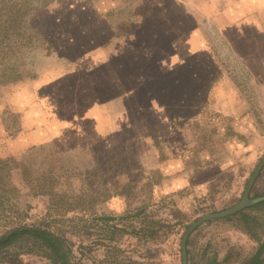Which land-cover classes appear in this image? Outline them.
Segmentation results:
<instances>
[{
  "label": "rangeland",
  "instance_id": "obj_1",
  "mask_svg": "<svg viewBox=\"0 0 264 264\" xmlns=\"http://www.w3.org/2000/svg\"><path fill=\"white\" fill-rule=\"evenodd\" d=\"M255 22L264 30L259 0H0V237L42 227L72 264H182L184 232L236 205L264 156ZM195 32L208 50L182 52ZM122 55L141 61L139 81L101 74ZM133 87L143 97L122 98ZM180 143L186 182L174 187L159 167ZM261 196L264 168L249 199ZM244 213L198 227L187 264H246L259 247L264 258V205ZM0 264L53 263L24 239Z\"/></svg>",
  "mask_w": 264,
  "mask_h": 264
},
{
  "label": "crops",
  "instance_id": "obj_2",
  "mask_svg": "<svg viewBox=\"0 0 264 264\" xmlns=\"http://www.w3.org/2000/svg\"><path fill=\"white\" fill-rule=\"evenodd\" d=\"M253 1V0H252ZM260 3H264V0H259ZM103 22V21H102ZM256 27V32L259 33V36H264V30L255 22V25ZM90 34H92V31H87L86 30V36H88ZM186 41L184 42V47H182V52H186L187 54H192L194 52H206L208 49L207 47H205V45L203 43H199L198 41V38L196 36V32L195 33H191L188 35V37H186L185 39ZM247 41V40H246ZM264 43V42H263ZM255 45V46H254ZM252 47H261L258 43L256 44L255 42H253L252 40V43H251V47H244L243 48V51H246V53L248 52L249 49H251ZM264 47V45L262 46ZM252 50V49H251ZM253 52V51H251ZM183 54V53H182ZM243 57V56H242ZM125 57L122 55L120 57V59H118L114 64L113 62L112 63H108V67L105 68V67H100L102 69L101 71V74L103 75V77H110L111 80L117 78L118 81L122 80H131L133 83L135 81H139V78L141 77L142 74H144V72L142 71V66H141V61L140 60H134V58H131L129 60H124ZM172 60V63L175 65V64H179V65H182L183 62H181L180 59H171ZM140 61V62H139ZM203 61H198L197 64H199L200 67L203 66ZM145 64V65H144ZM144 67H147V64L144 63ZM125 70H127V72H125ZM126 73V74H125ZM97 74V73H96ZM127 75L129 74L128 78H122L123 75ZM115 77V78H113ZM125 77V76H124ZM142 78V77H141ZM108 82V81H106ZM105 83V82H104ZM88 85V84H87ZM100 86L103 88V83L101 82ZM88 88V87H87ZM135 87H133L131 90H129L127 93H129L128 95L122 97V98H128V99H133V100H138V98H142L143 96L140 95V92L138 91H135L134 89ZM87 90H86V97H87ZM217 93V94H216ZM132 94V95H131ZM145 94V93H144ZM143 94V95H144ZM166 94V93H165ZM226 93L225 92H220L219 90L217 92L213 91L212 92V95L213 96H216V97H219V98H223V97H228L230 95H225ZM76 99L77 96H76V93H70V99ZM168 98V96L166 95V99ZM119 104V102H117ZM105 108L107 107H103V106H100V107H95V109H91L89 112H88V115H93L95 116V120L97 123H101V116L102 115H106L108 114V111L106 112L105 111ZM140 112L139 111H136V109H134L132 111V115L135 116L137 114H139ZM152 111H148V114H151ZM126 115V112L123 113ZM122 112L119 114V115H123ZM129 114V112H128ZM131 115V116H132ZM73 124V122H71V125ZM175 133V130L172 132H167V134L169 136H172V134ZM147 140H150V138H145L143 139L142 143L144 144V146H148L149 147V141ZM184 143H180V144H175L179 149H180V152L179 153H176L174 156L170 157L169 159L165 160L164 162H161L162 164L160 165L159 168H165L164 165H167L168 168H167V171L165 172L166 175L169 174V177H167V182L168 183L170 181V184L175 181L174 183V187H180V186H184L185 185V179H186V176L184 175V160L182 158V156H180V154L183 152V148L185 147V145H183ZM147 147V148H148ZM150 149V148H148ZM151 151V150H150ZM151 154V153H150ZM155 154V153H154ZM155 156V155H154ZM172 186V187H173Z\"/></svg>",
  "mask_w": 264,
  "mask_h": 264
},
{
  "label": "trees",
  "instance_id": "obj_3",
  "mask_svg": "<svg viewBox=\"0 0 264 264\" xmlns=\"http://www.w3.org/2000/svg\"><path fill=\"white\" fill-rule=\"evenodd\" d=\"M263 197L264 196H261L260 198ZM261 205H264V198L258 201L256 204L246 207L236 215L227 217L223 220L231 221L234 218H238L240 221L245 223L247 216L245 215L244 211L255 209ZM141 212L142 210L139 211V213ZM249 230L250 228L246 227V233L250 237H253L251 234H249ZM24 239L31 240L34 245L41 247V249L46 252L47 257L52 261L53 264H72L70 261L71 252L68 249L64 239L42 227H18L10 230L5 235L0 237V250ZM253 239L256 240L255 236ZM262 255L263 249L259 247V249L251 256L246 264H263L264 258L261 257ZM210 264H215V260L213 259Z\"/></svg>",
  "mask_w": 264,
  "mask_h": 264
},
{
  "label": "water",
  "instance_id": "obj_4",
  "mask_svg": "<svg viewBox=\"0 0 264 264\" xmlns=\"http://www.w3.org/2000/svg\"><path fill=\"white\" fill-rule=\"evenodd\" d=\"M264 168V156L261 158V160L259 161L258 165L256 166V168L254 169L248 184L245 188V191L242 195L241 200L234 205L233 207H231L228 210L222 211V212H218V213H212V214H208L205 215L199 219H197L192 225H190L188 227V229L184 232L182 239H181V247H180V251H181V263L182 264H187V240L189 238V236L201 225L207 223L208 221H213V220H219V219H225L227 217H231L233 215H236L238 212L242 211L243 209H245L246 207L255 204L256 202L260 201L259 200H250L249 199V193L252 189V186L256 180V178L258 177V175L260 174V172L262 171V169Z\"/></svg>",
  "mask_w": 264,
  "mask_h": 264
}]
</instances>
